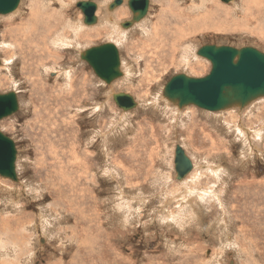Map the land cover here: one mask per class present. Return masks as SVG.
<instances>
[{
	"label": "rangeland",
	"instance_id": "1",
	"mask_svg": "<svg viewBox=\"0 0 264 264\" xmlns=\"http://www.w3.org/2000/svg\"><path fill=\"white\" fill-rule=\"evenodd\" d=\"M40 1H20L23 20L16 12L0 15V44L10 28L28 23ZM82 1L98 5L96 24H85L77 8ZM114 1L45 0L57 15L51 30L39 25L32 38L15 33L28 48L20 54L30 69L19 60L13 75L0 73V94L14 91L20 104L0 121L18 152V180L0 176V264H264V97L253 101L254 110L212 115L194 106L178 115V103L160 98L179 74L209 75L211 63L191 56L203 46L264 52V0H171L178 13L184 8L198 18L194 26L164 13L166 0H150V26L130 35L109 22L106 7ZM123 1L127 10L113 15L118 23L133 18L129 0ZM158 22L165 33L159 41L152 34ZM184 26L186 35L177 34ZM61 35L74 43L55 50L51 41ZM115 41L124 44L122 60L135 74L129 82L121 76L105 84L81 55ZM36 44L44 56L36 49L38 57L32 55ZM9 54L0 49V60ZM69 70L72 88L63 76ZM120 92L141 101L124 117L113 100ZM237 123L247 130L243 137L236 136ZM178 145L197 163L183 179L187 191L176 179ZM215 165L226 173L209 171ZM215 197L225 202L224 211Z\"/></svg>",
	"mask_w": 264,
	"mask_h": 264
},
{
	"label": "water",
	"instance_id": "2",
	"mask_svg": "<svg viewBox=\"0 0 264 264\" xmlns=\"http://www.w3.org/2000/svg\"><path fill=\"white\" fill-rule=\"evenodd\" d=\"M21 0H0V15L16 11ZM234 0H222L231 3ZM123 0H115L110 9L121 5ZM149 0H129L128 6L133 18L124 24L129 28L141 21L148 13ZM77 8L84 14L86 25L97 22V4L83 1ZM199 55L208 60L212 69L203 78H193L179 74L171 78L164 89L165 97L178 103L179 108L195 106L199 109L219 112L228 108H245L254 100L264 97V52L254 47L236 48L232 46L206 45L200 48ZM83 59L91 66L96 76L113 83L122 76L119 50L113 43L103 44L86 51ZM1 64V61H0ZM114 102L124 111L136 107L134 98L125 93L113 96ZM20 110L19 98L15 92L0 94V121L15 115ZM15 142L0 129V176L14 182L18 180ZM175 172L183 179L192 172L193 165L183 148H176Z\"/></svg>",
	"mask_w": 264,
	"mask_h": 264
},
{
	"label": "bare ground",
	"instance_id": "3",
	"mask_svg": "<svg viewBox=\"0 0 264 264\" xmlns=\"http://www.w3.org/2000/svg\"><path fill=\"white\" fill-rule=\"evenodd\" d=\"M197 1V0H196ZM202 1V0H201ZM36 2V1H35ZM83 2V1H82ZM164 4L167 2V4L169 5V7H167V9L166 10H164V13H169L170 14V16L171 17H174V20L175 19H177L176 21H177V23L179 24H182L183 22H187V21H189V23L188 24H190V22L192 21L193 23L192 24H190V25H192V26H194L197 22H198V18H196L195 19V17L194 18H191L190 17V15H187V14H185V12L186 11H188V10H185L184 8L183 9H181V12H177L176 10H177V7H176V5H175V3H174V7H171V5H172V3H173V1H171V0H169V2L166 0V1H162ZM125 1H123V3L121 4V5H119V6H117V8H115V10L113 9V10H109L110 8H109V5L106 7V10H107V15H110V18H111V21H109L110 23H112V24H114V28L115 29H117L118 31H120L119 33H121V34H123V35H130L131 34V32H133L134 31V28L135 27H138V28H145V27H149L150 26V24H147L146 25V16L141 20V21H139V22H135L132 26H130V28H124L123 27V25L124 24H126V23H128L129 21H131V20H127L126 22H120V23H118V22H116L115 21V19L113 18L114 16L113 15H118L117 13H123V12H125L126 10H127V8H124L123 9V7H125L126 5H125ZM149 3L151 4V2H150V0H149ZM258 3V5H262V3L259 1V0H255V5ZM62 4H63V6H62V8H63V11H64V7L65 6H67V4L66 3H64V1H62ZM252 4V3H251ZM250 4V5H251ZM69 5V4H68ZM205 5V4H204ZM97 7H98V5H97ZM183 7H185V6H183ZM198 7V6H197ZM251 7V6H250ZM52 7H51V4H48V3H45V0L43 1H40V2H38L35 6H34V10H33V12L31 13V15L28 17L29 19H28V23H20L19 25H17V27L16 28H10L8 31H6L7 32V35H12L13 33V35L10 37V39H9V36H7V38H6V35H5V39H3V43H1L0 45V49L2 50L3 49V51L5 52L6 51V49L8 50H10V54L7 56L8 58H7V60H0L1 61V64H0V66H1V69H0V73H2L3 71H6L10 76L11 75H13V71H14V69H15V66L17 65V63H19V60L21 61V64H22V66H23V69H24V71L25 70H28V69H30L29 67V65L28 64H26V62H27V60H25V58H24V62L21 60L22 59V55L20 54V52H22V53H24L23 51H25L26 49H28L24 44H20V42H18L16 39H15V37H16V35H15V33L17 34H20V33H25V32H29V34H27L26 33V35H25V38H32V36H33V34L31 33V31L33 32V31H39V25H40V27L41 28H44V30H48L47 32H49V30H51V25H53V23H54V21H55V19H57V15H55V10L53 9V10H51V11H53V12H50L49 10L51 9ZM194 8H196V6L194 7ZM249 8V7H248ZM263 9V8H262ZM19 10V7H18V9L16 10V11H14L13 13H15L16 15V17H20V18H22L21 20H23V19H25V15L24 14H22L21 13V11H18ZM99 10V7H98V9H97V11ZM248 10V9H247ZM18 11V12H17ZM48 11L50 12L49 14H47L48 13ZM150 11V5H149V10H148V12ZM56 12H58V11H56ZM82 12V11H81ZM176 12H177V14H176ZM12 13V14H13ZM52 13V14H51ZM132 13V12H131ZM133 14V13H132ZM132 14H131V16H132ZM148 14V13H147ZM84 15V14H83ZM15 17V18H16ZM53 17H55V19L53 18ZM107 17V16H106ZM27 18V17H26ZM51 18H53L52 20H51ZM168 18H170V17H168ZM42 19H44L43 21H42ZM46 19V20H45ZM121 19V20H120ZM119 19V21H123V19L122 18H120ZM162 18L160 17V20H161ZM166 19V18H165ZM182 19H185V21H183ZM195 19V20H194ZM62 20V19H61ZM113 20V21H112ZM159 20V19H158ZM173 20V19H172ZM235 20V19H234ZM63 21V20H62ZM61 21V22H62ZM68 21V20H67ZM166 21V20H165ZM26 22H27V20H26ZM69 23H68V25L72 28L73 26H74V24H71L70 23V21H68ZM67 23V22H66ZM97 23V22H96ZM160 22H158L157 24L156 23H153V28H152V34H153V36L155 37L154 38V40L156 39L157 41H159V40H161V38H165L164 37V35H165V33H160L161 32V30L163 29H161L160 28V24H159ZM177 23H176V25L175 26H177ZM25 24H27V25H25ZM36 25V26H35ZM85 25V24H84ZM58 26V25H57ZM89 26V25H88ZM57 28V27H56ZM79 28H80V26H79ZM189 28V27H188ZM187 29V28H186ZM55 30V29H54ZM71 31V30H70ZM69 31V32H70ZM51 32V31H50ZM53 32V31H52ZM73 32V31H72ZM177 32V34L178 33H182V34H184V36L186 35L185 33H186V30H185V26L182 28V29H180V31H176ZM62 33H63V31H62ZM117 33V32H116ZM64 34V33H63ZM51 35V34H50ZM118 35V34H117ZM146 35H148V33L146 34ZM180 35V34H179ZM70 36V35H69ZM40 38V37H39ZM42 38H44V37H42ZM69 38V37H68ZM121 38V37H120ZM45 40H46V37L44 38ZM66 39V36L65 35H61V36H59V38L58 39H52V41H51V44L53 45V47L55 48V50H59V49H62V47H71L72 46V42L74 43V37L72 38V39H70V40H65ZM122 39V38H121ZM124 39V38H123ZM39 40V39H38ZM41 40V39H40ZM140 41V40H139ZM45 42V41H44ZM120 41H115L113 44H115L116 45V47H117V49L119 50V56H120V62H122L121 63V65H120V67H121V71L123 70V73H122V77H125L127 80H128V82L129 81H131L132 80V78L134 77V74H135V71H134V69H133V67L128 63L127 64V62L125 61V60H122L123 58H122V55H121V48H123V46H124V44L122 43L121 45H120ZM39 44V43H38ZM38 44H36V46H32V47H35L34 48V52L32 53V55H34L35 57H38V53H36V51H35V49L37 50V52L39 51L40 53H41V56H44L45 55V52H44V50L43 49H41L40 47H39V45ZM147 45H150V44H147ZM13 47H15L14 49H12ZM25 47V48H24ZM42 47H44V46H42ZM147 47V46H146ZM46 49V52H49L50 53V51H47V48H45ZM174 50H175V48H174ZM31 51L30 52H28V56H29V58H30V56H32L31 54ZM35 53V54H34ZM160 53V52H159ZM52 54V53H51ZM192 55L191 56H193L194 58H195V56L197 57V56H199V52H192L191 53ZM18 56H20V58H18ZM27 56V57H28ZM27 57H26V59H27ZM192 58V57H191ZM81 59H83V55H81ZM53 60V59H52ZM84 60V59H83ZM85 61V60H84ZM40 62H42V61H40ZM53 62V61H52ZM55 62V61H54ZM123 62L125 63V65L123 64ZM56 64V63H55ZM202 64V63H201ZM39 65H41V64H39ZM54 65V64H53ZM58 64H56V66H57ZM125 66V67H124ZM212 66V65H211ZM61 67V66H60ZM68 69V68H67ZM212 69V68H211ZM61 70V69H60ZM66 71V70H65ZM64 71V72H65ZM69 71H71V72H68V73H65L63 76H64V78H65V80H66V86L67 87H69V88H72V84H71V82H72V78H74V76H73V71L72 70H69ZM25 72H27V71H25ZM31 72V71H30ZM59 72V71H58ZM26 74V73H25ZM62 75V74H61ZM73 76V77H72ZM63 78V77H62ZM102 81V83H105V84H107L106 82H104L103 80H101ZM66 88V87H65ZM69 88H67V89H69ZM71 90V92L73 91L72 89H70ZM14 92V91H13ZM120 93H124V92H120ZM125 94H127V93H125ZM70 95V94H69ZM115 95V93H113V96ZM130 95V94H129ZM132 96V95H131ZM160 98H161V100H164L166 103H168V104H172V103H175V102H172L170 99H168L167 97H165V94H162L161 96H160ZM158 99V98H157ZM135 100V102H136V107L135 108H139L140 106H141V101H137L136 99H134ZM160 100V99H159ZM159 103V102H158ZM257 106V104H253V102L251 103V104H249L248 106H246L245 108H241V109H247V108H249V109H255V107ZM35 107V106H34ZM134 108V109H135ZM185 107H183V108H179V106L177 105V108H176V114H178V115H182V114H184L183 112L185 111V110H183ZM121 109V108H120ZM194 109L196 110V111H203V114L205 113V114H210V115H212V113H215V112H211V111H207V110H203V109H197V107H195L194 106ZM37 110V109H36ZM35 110V111H36ZM128 111H130V110H128ZM223 111V110H222ZM222 111H219V112H222ZM251 112V111H250ZM125 111L123 110L122 111V117H124L125 116ZM185 113H186V111H185ZM224 116V115H223ZM223 116H221V117H217L218 118V120H223L222 118H223ZM239 122V121H238ZM241 124V123H240ZM240 124H234L233 125V129L235 130V132H236V136H238V134L239 135H242V137L244 136V133H246V129H245V126L244 125H240ZM33 129V128H32ZM256 131V130H255ZM257 132V131H256ZM261 132V131H260ZM251 134V133H250ZM257 135V134H256ZM264 136V135H263ZM249 138V137H248ZM247 138V139H248ZM250 139V138H249ZM215 143V142H214ZM213 143V144H214ZM15 145V144H14ZM179 146V145H178ZM177 146V147H178ZM254 147V146H253ZM181 148H183V146L181 147ZM264 149V148H263ZM183 150H185L184 148H183ZM262 151V150H261ZM258 153V152H257ZM185 154L187 155V157L190 159V161H191V163H192V160H191V157L187 154V152L185 151ZM175 162V161H174ZM17 163V162H16ZM192 165H193V169L192 170H194L195 168H196V165H197V163L194 161L193 163H192ZM200 166V165H199ZM203 166V165H202ZM204 168V167H203ZM198 169H200V168H198ZM207 169V168H206ZM208 169H209V171H212L214 174H216L217 176L218 175H221V174H225L226 173V170L223 168V166H221V165H215V167H208ZM207 169V170H208ZM224 169V170H223ZM191 173V172H190ZM200 174V173H199ZM189 175V174H188ZM187 175V176H188ZM198 175V174H197ZM187 176H185V177H187ZM199 176V175H198ZM184 177V178H185ZM183 178V179H184ZM176 179L178 180V181H180L181 182V180L183 181V179H178V177H176ZM198 179V178H197ZM219 179H220V177H219ZM184 183H181L182 185H183V187H184V189H185V191H187V187L185 186V183H186V180H184L183 181ZM195 193H198V191H196ZM200 196H202V195H200ZM215 196V195H214ZM218 196H220L221 197V195L220 194H218ZM215 198H217L219 201V204H220V206L222 207V209H223V211H224V209L226 208V204H224L225 202H223V200H221V199H219V197H215ZM189 207H191V206H189ZM201 208V207H200ZM236 208V206L234 207V209ZM189 209V208H188ZM235 216V215H234ZM225 219V218H224ZM234 220V219H233ZM41 222H42V220H41ZM238 222H239V220H238ZM241 222V221H240ZM224 224V223H223ZM228 224H230V222L227 220V224H225L226 225V227L225 228H228L229 230V232L231 231V228L229 227V225ZM224 231V230H223ZM237 231V230H236ZM239 231H240V233H242V231H243V229H242V227L239 229ZM227 232V231H226ZM229 236V235H228ZM230 237V236H229ZM232 240V239H231ZM228 241V240H227ZM228 242H231V241H228ZM4 264V263H3Z\"/></svg>",
	"mask_w": 264,
	"mask_h": 264
},
{
	"label": "flooded vegetation",
	"instance_id": "4",
	"mask_svg": "<svg viewBox=\"0 0 264 264\" xmlns=\"http://www.w3.org/2000/svg\"><path fill=\"white\" fill-rule=\"evenodd\" d=\"M111 5H112V4H111ZM111 5H110V6H111Z\"/></svg>",
	"mask_w": 264,
	"mask_h": 264
},
{
	"label": "crops",
	"instance_id": "5",
	"mask_svg": "<svg viewBox=\"0 0 264 264\" xmlns=\"http://www.w3.org/2000/svg\"><path fill=\"white\" fill-rule=\"evenodd\" d=\"M88 51V50H87Z\"/></svg>",
	"mask_w": 264,
	"mask_h": 264
}]
</instances>
